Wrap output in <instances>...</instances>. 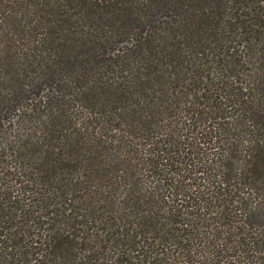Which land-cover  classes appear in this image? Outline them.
<instances>
[{"label": "trees", "instance_id": "trees-1", "mask_svg": "<svg viewBox=\"0 0 264 264\" xmlns=\"http://www.w3.org/2000/svg\"><path fill=\"white\" fill-rule=\"evenodd\" d=\"M0 264H264V0H0Z\"/></svg>", "mask_w": 264, "mask_h": 264}]
</instances>
